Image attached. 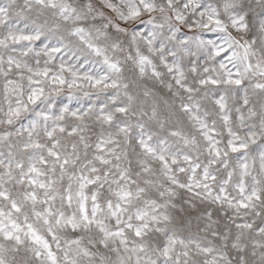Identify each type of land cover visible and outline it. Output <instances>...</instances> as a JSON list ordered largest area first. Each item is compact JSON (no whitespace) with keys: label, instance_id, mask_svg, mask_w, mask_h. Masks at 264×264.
<instances>
[{"label":"snow or ice","instance_id":"6c2138e0","mask_svg":"<svg viewBox=\"0 0 264 264\" xmlns=\"http://www.w3.org/2000/svg\"><path fill=\"white\" fill-rule=\"evenodd\" d=\"M0 264H264V0H0Z\"/></svg>","mask_w":264,"mask_h":264}]
</instances>
